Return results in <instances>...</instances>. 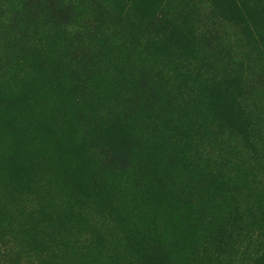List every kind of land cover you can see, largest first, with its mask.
Here are the masks:
<instances>
[{"label": "rangeland", "instance_id": "obj_1", "mask_svg": "<svg viewBox=\"0 0 264 264\" xmlns=\"http://www.w3.org/2000/svg\"><path fill=\"white\" fill-rule=\"evenodd\" d=\"M263 4L0 0V264H264Z\"/></svg>", "mask_w": 264, "mask_h": 264}, {"label": "trees", "instance_id": "obj_2", "mask_svg": "<svg viewBox=\"0 0 264 264\" xmlns=\"http://www.w3.org/2000/svg\"><path fill=\"white\" fill-rule=\"evenodd\" d=\"M261 1H263V0H261ZM260 6L261 7L258 6V8H259L258 11H253V10L249 11L251 20L254 22H256V20H258V17L260 15H264V4L260 5ZM120 11H122V10L120 9ZM154 15H155V13L154 14L152 13V15H148V19L151 20ZM182 29L185 30L184 34L186 36H194V35H196L197 30H198L195 27V25H192V26L184 25L182 27ZM177 37H178V35H176V33L175 34L173 33L171 36L166 37L164 40H160L158 46H156L157 47L156 49H157V52L159 53V55L164 56V57L169 55L170 54L169 46L175 45L174 40H177L178 44H180L179 38H177ZM54 61L56 63H58L57 60H54ZM35 62H38V61H35ZM44 63L46 66V62H44ZM65 65H66V61H61L60 63L56 64V66H54L53 69L59 70V69L63 68ZM78 72H79L78 69L74 71V76L76 79L79 77ZM78 83L81 84L82 81L79 80ZM229 108H230V110L229 109L228 110L231 112L232 116L234 115V117H236L237 119H239L240 117H244L243 109L240 106H237L235 103H232V105H230ZM216 109H217L218 114L221 117L228 118L227 115H225L221 112L220 107L216 106ZM124 118L126 119V117H123V118H119L117 120V122H119V124H120V129H122V131H124V127H125V119ZM122 123H124V125H122ZM108 129H110V128H108ZM102 131L103 130H100V133H102ZM107 132H108V130H105L102 136H105L107 134ZM187 138L190 139V137H187ZM245 140L247 141L246 136H245ZM225 245H226L225 247L228 249V253L225 255V258L228 259V263H226V264H237V262L234 261V257H233V256H236V254L244 257L243 262H241V263L239 262V264H261L259 261V258L256 257L258 254L257 251H253L252 249H250L248 247H244L238 243H235V241H233L231 239L229 241H227L225 243ZM147 254H150L151 258H153L154 255H156V257H157V252H155L154 250H152V251L149 250L147 252ZM253 255H254V258L250 259V261H249V257H253ZM144 264H152V260L146 259L144 261Z\"/></svg>", "mask_w": 264, "mask_h": 264}]
</instances>
